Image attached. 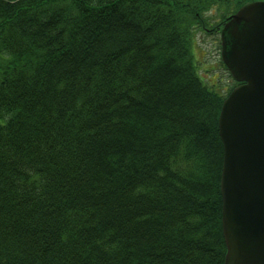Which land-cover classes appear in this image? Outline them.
<instances>
[{"label":"trees","instance_id":"trees-1","mask_svg":"<svg viewBox=\"0 0 264 264\" xmlns=\"http://www.w3.org/2000/svg\"><path fill=\"white\" fill-rule=\"evenodd\" d=\"M252 1L0 0V264H224L195 46Z\"/></svg>","mask_w":264,"mask_h":264},{"label":"water","instance_id":"water-1","mask_svg":"<svg viewBox=\"0 0 264 264\" xmlns=\"http://www.w3.org/2000/svg\"><path fill=\"white\" fill-rule=\"evenodd\" d=\"M221 59L240 84L222 103L224 264H264V0L221 29Z\"/></svg>","mask_w":264,"mask_h":264},{"label":"rangeland","instance_id":"rangeland-1","mask_svg":"<svg viewBox=\"0 0 264 264\" xmlns=\"http://www.w3.org/2000/svg\"><path fill=\"white\" fill-rule=\"evenodd\" d=\"M219 14V10H213L211 13V15L214 17L216 16L217 19H219ZM207 35H204L198 31L197 43L195 46V60L198 59L202 64L209 66H205V68H209V74L206 72H202V74L209 82H217V80L214 78H218L220 76L223 77L225 83H232L233 79L230 77L229 72L221 66V43L219 41L220 35L216 37Z\"/></svg>","mask_w":264,"mask_h":264}]
</instances>
